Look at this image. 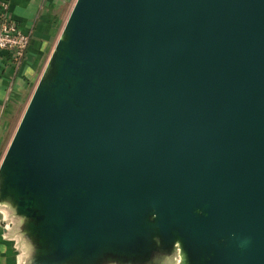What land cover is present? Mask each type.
I'll use <instances>...</instances> for the list:
<instances>
[{"label":"water","instance_id":"1","mask_svg":"<svg viewBox=\"0 0 264 264\" xmlns=\"http://www.w3.org/2000/svg\"><path fill=\"white\" fill-rule=\"evenodd\" d=\"M0 210L18 264H264V0H76Z\"/></svg>","mask_w":264,"mask_h":264},{"label":"crops","instance_id":"2","mask_svg":"<svg viewBox=\"0 0 264 264\" xmlns=\"http://www.w3.org/2000/svg\"><path fill=\"white\" fill-rule=\"evenodd\" d=\"M6 1L9 3L11 16L18 21L26 33L30 34L31 41L27 54L17 71L9 52L0 50V108L5 104L9 88H12L10 99L22 98L25 93V84L33 78L36 64L49 50L51 40L56 32L57 35L59 33L60 21L66 14L68 3H73V0ZM12 78L15 79L13 84ZM11 111L9 105L7 114L9 115ZM6 119L0 115V151L8 129ZM1 162L0 152V164ZM4 219L5 214L0 210V264H18L21 260V253L15 248L14 241L6 237L4 233Z\"/></svg>","mask_w":264,"mask_h":264},{"label":"rangeland","instance_id":"3","mask_svg":"<svg viewBox=\"0 0 264 264\" xmlns=\"http://www.w3.org/2000/svg\"><path fill=\"white\" fill-rule=\"evenodd\" d=\"M76 0H73V3H68L67 5V9H66V14L64 15L63 19L60 21V26L58 28V35L57 32L54 35L53 39L51 40L50 43V48L47 52H45V54L43 55V58L36 64L35 68H34V73H33V78L30 79V81H28L25 84V93L22 96L21 99H16V100H12L11 98V93H12V88L8 89V94L6 97V101L5 104L1 106L0 108V115H3L5 118H7V125H8V129H7V134L3 143V146L1 148V160L3 159L11 141L12 138L24 116V113L28 107V104L34 94V91L43 75V72L46 68V65L55 49L56 43L63 31V28L65 26V23L67 21V18L70 14V11L72 10L73 5L75 4ZM60 30V31H59ZM15 65V64H14ZM20 65H15V70H18V67ZM15 76V75H14ZM13 79L12 78V84H13ZM13 87V85H10ZM12 109V111L9 113V115L7 114V110L9 108Z\"/></svg>","mask_w":264,"mask_h":264},{"label":"built area","instance_id":"4","mask_svg":"<svg viewBox=\"0 0 264 264\" xmlns=\"http://www.w3.org/2000/svg\"><path fill=\"white\" fill-rule=\"evenodd\" d=\"M30 41V34L11 16L8 1L0 0V50L8 51L13 63L20 65L27 54Z\"/></svg>","mask_w":264,"mask_h":264}]
</instances>
